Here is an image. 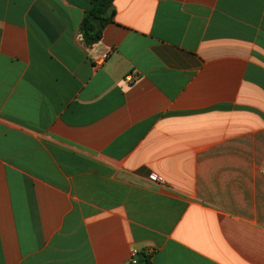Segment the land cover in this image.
I'll use <instances>...</instances> for the list:
<instances>
[{"label": "crops", "instance_id": "1", "mask_svg": "<svg viewBox=\"0 0 264 264\" xmlns=\"http://www.w3.org/2000/svg\"><path fill=\"white\" fill-rule=\"evenodd\" d=\"M111 3L0 0V264H264V0Z\"/></svg>", "mask_w": 264, "mask_h": 264}, {"label": "trees", "instance_id": "2", "mask_svg": "<svg viewBox=\"0 0 264 264\" xmlns=\"http://www.w3.org/2000/svg\"><path fill=\"white\" fill-rule=\"evenodd\" d=\"M113 11L111 0H88V6L78 23L79 38L83 45L89 46L98 40L103 25L111 20ZM91 17L99 18L98 26L94 25ZM148 259V255L140 250L135 255V261L129 262V264H147Z\"/></svg>", "mask_w": 264, "mask_h": 264}, {"label": "built area", "instance_id": "3", "mask_svg": "<svg viewBox=\"0 0 264 264\" xmlns=\"http://www.w3.org/2000/svg\"><path fill=\"white\" fill-rule=\"evenodd\" d=\"M104 56H105V53H102V54L98 57V61H97V62L101 61L102 58H103ZM127 78L129 79L130 76L127 75ZM147 177H148L149 179H151V180L157 182V183H162V181H163L162 178H161V176H159V175H157V174H155V173H153V172H149V173L147 174ZM136 251H137V250H136L135 248H132V249L130 250V253H129V261H130V262H134V261H135Z\"/></svg>", "mask_w": 264, "mask_h": 264}, {"label": "water", "instance_id": "4", "mask_svg": "<svg viewBox=\"0 0 264 264\" xmlns=\"http://www.w3.org/2000/svg\"><path fill=\"white\" fill-rule=\"evenodd\" d=\"M91 21L94 23L95 26H98L100 23V20L98 17H91Z\"/></svg>", "mask_w": 264, "mask_h": 264}]
</instances>
